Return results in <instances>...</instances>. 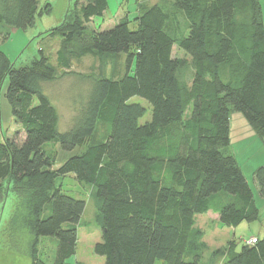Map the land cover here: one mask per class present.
I'll list each match as a JSON object with an SVG mask.
<instances>
[{"label":"trees","instance_id":"obj_1","mask_svg":"<svg viewBox=\"0 0 264 264\" xmlns=\"http://www.w3.org/2000/svg\"><path fill=\"white\" fill-rule=\"evenodd\" d=\"M38 1L0 0V25L31 26ZM140 6L132 21L124 16L86 38L87 24L103 15L107 0H84L79 21L63 20L49 33L61 37L57 68L39 51L29 65L16 69L0 51V92L7 80L4 97L23 135L18 140L16 132L0 142V184L19 193L33 242L56 240L50 264H65L75 254L85 208L82 200L56 188V180L68 175L90 186L98 202L101 239L93 252L103 264H204L206 245L196 215L211 213L228 228L259 218L253 193L225 151L231 109L264 143L259 0ZM174 48L185 55H174ZM119 55L125 57L120 77L65 72L71 58ZM62 75L81 85L71 97L78 105L64 132L44 91ZM134 97L151 111L142 124L147 108L131 103ZM53 145L76 154L54 169ZM253 179L264 200V166ZM253 239L238 251L231 241L216 257L221 264H264V238ZM34 258L32 264H47Z\"/></svg>","mask_w":264,"mask_h":264},{"label":"rangeland","instance_id":"obj_2","mask_svg":"<svg viewBox=\"0 0 264 264\" xmlns=\"http://www.w3.org/2000/svg\"><path fill=\"white\" fill-rule=\"evenodd\" d=\"M168 1L107 0V9L103 15L93 18L87 24L86 33L83 35L89 38L87 34L93 33V31L100 32L112 28L124 16L132 21L138 15L141 4H157ZM82 3L84 0H39L37 16L31 26L22 30H14L0 25V51L7 56L16 69L29 65L34 58L39 56V51H42L47 57L50 65L57 68L56 53L60 47L61 37L56 33H49L63 20L79 21V10ZM259 4L264 27V0H259ZM173 54L178 57L185 55L183 51H178L176 48L173 49ZM113 57L71 58L70 68L65 72L93 74L105 78L120 77L125 71V57L123 55ZM56 71L58 75H61V70L57 69ZM76 80L74 76L62 75L55 82L44 87L45 94L59 114L58 130L60 132L66 130L65 128L74 115L76 105H78L71 99L78 94L77 90L81 86ZM6 88L7 80L0 92V142L3 139L12 138L16 132L18 140L23 137L22 132L19 131L20 127L14 123L11 109L4 97ZM81 89L83 91V87ZM130 102L141 104L147 108L146 115L139 120L141 124L150 119L151 111L144 100L134 97ZM229 129V146L225 151L234 156L253 193L255 205L259 209V218L252 223H241L235 228H228L221 225L211 213L196 215V227L202 231V241L206 245L203 255L204 264H219L220 258L216 257L220 251L218 248L225 247L230 241L235 242V248L238 251L243 243L251 244L249 242L254 240L253 237L264 238V200L258 196L253 179L255 170L264 166V143L255 135L243 116L232 109L229 112ZM58 147L50 146V149L57 155L54 169L76 154L62 152ZM55 186L60 188L63 193L85 203L77 229L75 254L65 264H103V259L93 252L94 245L100 242L101 231L98 221V202L91 196V187L79 184L73 175L58 178ZM20 200L19 193L13 191L12 185L0 184V264H32L35 261L34 257L37 256L45 260V263L50 264L54 258L56 240L39 238L38 245L35 243L36 241L33 242L34 238L27 221V209L24 204H20Z\"/></svg>","mask_w":264,"mask_h":264},{"label":"crops","instance_id":"obj_3","mask_svg":"<svg viewBox=\"0 0 264 264\" xmlns=\"http://www.w3.org/2000/svg\"><path fill=\"white\" fill-rule=\"evenodd\" d=\"M230 242H231V241H230ZM223 248H224V247H223V246H221V247H219L218 249H220V250H221V249H223ZM218 249H217V250H218ZM102 261H103V260H102ZM219 264H221V259H220V261H219Z\"/></svg>","mask_w":264,"mask_h":264},{"label":"built area","instance_id":"obj_4","mask_svg":"<svg viewBox=\"0 0 264 264\" xmlns=\"http://www.w3.org/2000/svg\"><path fill=\"white\" fill-rule=\"evenodd\" d=\"M253 241H254V240H252V241H251V242H249V243H253Z\"/></svg>","mask_w":264,"mask_h":264}]
</instances>
